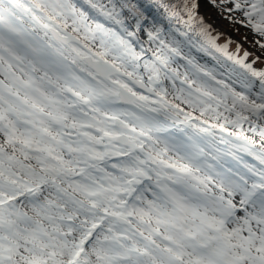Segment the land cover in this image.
<instances>
[{
  "label": "snow or ice",
  "instance_id": "6c2138e0",
  "mask_svg": "<svg viewBox=\"0 0 264 264\" xmlns=\"http://www.w3.org/2000/svg\"><path fill=\"white\" fill-rule=\"evenodd\" d=\"M209 6L264 52V0H0V264H264V57Z\"/></svg>",
  "mask_w": 264,
  "mask_h": 264
},
{
  "label": "rangeland",
  "instance_id": "374dc122",
  "mask_svg": "<svg viewBox=\"0 0 264 264\" xmlns=\"http://www.w3.org/2000/svg\"><path fill=\"white\" fill-rule=\"evenodd\" d=\"M200 14L204 16L205 22L210 24L214 30L219 32L220 35H223L225 37L227 36V38H230L236 41L241 47H243L247 51L249 50L253 52L254 55H261L262 57H264L262 53L256 51L255 49L250 48V45L246 43L245 40H252L253 37H256L251 32L250 29L244 28L241 25L232 24L230 21L222 17L220 13H218L215 9H212L210 6L207 8L202 7L200 10ZM238 55L242 56V53L240 52L238 53ZM253 59L254 57L248 58L247 62H251ZM262 60L264 61V58H262ZM210 65L211 67L217 66L216 63H213V62H211ZM254 67H257V68L264 67V62L263 63L257 62L254 65ZM228 68L230 67L227 66V68H221L217 66L218 71L223 72L225 75H227ZM238 87L239 85H237V90H240ZM248 159L251 161V158H248Z\"/></svg>",
  "mask_w": 264,
  "mask_h": 264
},
{
  "label": "trees",
  "instance_id": "16d2710c",
  "mask_svg": "<svg viewBox=\"0 0 264 264\" xmlns=\"http://www.w3.org/2000/svg\"><path fill=\"white\" fill-rule=\"evenodd\" d=\"M220 15H221V14H220ZM221 16H222V15H221ZM222 17H223V16H222ZM165 23H167V22H165ZM212 29H213V28H212ZM232 31H233V30H232ZM233 32H234V31H233ZM217 33H219V32H217L216 30L213 29L212 34H213V35H217ZM237 37H238V36H237ZM240 38H241V37H240ZM256 38H257V37H253L252 40H245V41H246L247 44L250 45V48L255 49L256 51H258V52H260V53H262V54L264 55V52H262V51L258 48V46L255 45V39H256ZM229 39H230V38H227V36L225 37V36H223V35H219V39L217 40V43H218V44H224V43H226ZM230 40H231V43L228 44V51H229V53H236V48H237V44H238V43H237L236 41L232 40V39H230ZM245 50H246V49H244L243 47L240 46L239 53L241 52L242 55H243V53H244ZM193 51H194V50H193ZM248 52L250 53L249 58H253V57L256 56V55H254L253 52H251V51H249V50H248ZM194 54L197 55V57L200 59V62H201V63H207V65H208L209 67H211V65H210L211 62L216 63V61L212 60V58H211L210 56H206V55H204L203 53H195V51H194ZM217 55H221V54L217 53ZM221 59L224 61V64H225V65H227V66H229V67H232V62H231V61H227V60H225L223 56H221ZM257 62L263 63L264 61L261 59V60H259V61H257ZM238 88H239V87H238Z\"/></svg>",
  "mask_w": 264,
  "mask_h": 264
}]
</instances>
